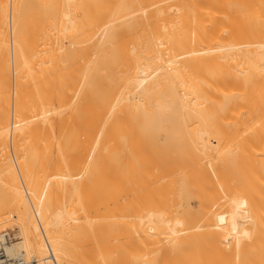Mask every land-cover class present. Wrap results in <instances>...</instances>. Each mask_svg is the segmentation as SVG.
Masks as SVG:
<instances>
[{"label":"bare ground","instance_id":"obj_1","mask_svg":"<svg viewBox=\"0 0 264 264\" xmlns=\"http://www.w3.org/2000/svg\"><path fill=\"white\" fill-rule=\"evenodd\" d=\"M0 264H264V0H0Z\"/></svg>","mask_w":264,"mask_h":264},{"label":"rangeland","instance_id":"obj_2","mask_svg":"<svg viewBox=\"0 0 264 264\" xmlns=\"http://www.w3.org/2000/svg\"><path fill=\"white\" fill-rule=\"evenodd\" d=\"M18 230L19 229H18L15 221L11 220V222H9L7 224L6 228L4 230H1V231L5 232V234H6L5 239L7 238L6 239L7 241L10 240V241L15 243L18 240V238H19Z\"/></svg>","mask_w":264,"mask_h":264}]
</instances>
